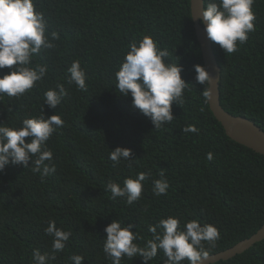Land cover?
Masks as SVG:
<instances>
[{"label":"trees","instance_id":"1","mask_svg":"<svg viewBox=\"0 0 264 264\" xmlns=\"http://www.w3.org/2000/svg\"><path fill=\"white\" fill-rule=\"evenodd\" d=\"M34 5L48 21L49 38L55 31L60 39L33 58V65L48 67L42 81L20 97L0 95V124L20 127L23 119L43 112L60 115L64 124L46 142L55 172L41 177L30 167L13 164L0 172V264H31L35 248L51 253V238L44 233L50 219L72 235L49 264H73L74 254L85 257L81 264H111L103 252L104 229L117 218L134 225L133 231L143 237L136 241L141 246L151 238L148 225L161 217H179L180 227L191 219L202 226L211 223L220 239L215 247L205 242L208 256L264 225V156L227 136L210 109L209 95L204 96L208 84L195 82L194 65H205L191 0H34ZM253 11L256 30L236 52L224 53L215 42L212 47L221 67L223 108L264 130V0H255ZM146 34L168 50L166 62L183 66L181 77L189 82L184 103L172 102L174 119L159 129L115 85L127 45ZM73 60L86 73L87 92L67 82ZM10 71L0 69V76ZM57 83L69 94L52 109L44 103V92ZM189 124L198 133H183ZM116 147L132 150L133 168L127 161L114 165L108 158ZM149 170L141 198L132 205L122 197L111 199L105 191L109 179L123 186L125 177ZM161 172L169 188L157 197L152 183ZM163 259L158 250L148 264H163ZM121 264L145 262L135 256L123 257ZM214 264H264V240Z\"/></svg>","mask_w":264,"mask_h":264},{"label":"clouds","instance_id":"2","mask_svg":"<svg viewBox=\"0 0 264 264\" xmlns=\"http://www.w3.org/2000/svg\"><path fill=\"white\" fill-rule=\"evenodd\" d=\"M199 3L202 5L200 16L192 14L191 17L200 19L208 39L217 43L224 53L236 52L238 45L244 44L248 34L256 30L253 11L255 0H207L206 7L205 0H199ZM47 28L48 21L44 13L36 9L34 0H0V69H11L0 76V95L20 97L47 75V65L32 63L41 49H53L56 46L54 41L60 39L55 31L49 38ZM127 48L115 72L116 88L124 96L130 94L132 107L149 117L154 128L159 129L174 119L172 102L179 105L184 103V90L188 88L189 82L181 77L183 66L178 62H166L168 50L161 49L151 34L130 42ZM194 70L196 84L206 85L211 81L212 77L205 66L196 64ZM68 72V84H75L78 90L87 92L86 73L79 60L72 61ZM68 94L64 85L57 83L44 92V103L56 109ZM208 95V91H205L204 96ZM63 124L60 115H46L44 112L23 119L20 127L0 124V172L9 164L30 167L33 174H40L41 177L55 172L53 152L46 142ZM198 131L192 124L183 128V133ZM26 137H31L30 142L25 141ZM108 158L114 165L127 161L129 169L135 163L132 150L128 147L112 149ZM207 159H212L211 152L207 154ZM29 161L32 162L31 166ZM150 174L149 170L125 177L123 186L109 179L105 191L111 193V199L122 197L126 204L132 205L141 198L143 182ZM160 177L152 183V192L157 197L166 194L169 188L163 172ZM133 228L132 223L125 225L117 218L104 229L107 235L103 252L111 264H121L123 257L132 259L135 256L141 257L148 264L157 257L158 250L166 258L163 264H179L185 260L188 264H203L208 256L205 242L209 247H215L216 241L220 239V232L213 224L202 226L197 219H191L180 227V218L173 215L161 217L155 224L148 225L151 238L143 246L136 242L143 240V237ZM44 233L51 238V253H42L39 248L33 249L31 264H49L54 261L55 254L65 249L72 235L71 230L58 227L54 219L47 222ZM70 259L73 264H81L85 257L74 254Z\"/></svg>","mask_w":264,"mask_h":264},{"label":"water","instance_id":"3","mask_svg":"<svg viewBox=\"0 0 264 264\" xmlns=\"http://www.w3.org/2000/svg\"><path fill=\"white\" fill-rule=\"evenodd\" d=\"M201 7L202 5L199 3V0H191L192 14L199 17ZM193 21L197 39L201 47L204 65L212 77L208 83V102L213 115L221 123L228 137L264 156V130L249 118L233 115L223 108L220 92L221 67L216 59L212 41L207 37L204 24L201 23L200 19H193ZM263 240L264 225L251 237L243 239L226 250L207 256L203 264H214L222 260H229L244 253L256 243Z\"/></svg>","mask_w":264,"mask_h":264}]
</instances>
